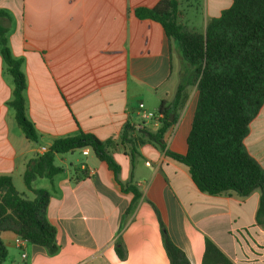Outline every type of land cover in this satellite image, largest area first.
Instances as JSON below:
<instances>
[{
    "label": "crops",
    "instance_id": "crops-1",
    "mask_svg": "<svg viewBox=\"0 0 264 264\" xmlns=\"http://www.w3.org/2000/svg\"><path fill=\"white\" fill-rule=\"evenodd\" d=\"M160 1L0 0V10L12 18L13 55L24 61L27 117L41 136L34 143L17 124L9 105L14 82L0 49V176L12 177L21 194L34 195L24 182L28 163L55 140L85 132L111 142L120 182L142 193L126 215L134 195L123 192L114 172L91 149L57 155L63 173L53 180L38 178L33 188L51 194L47 218L57 230L59 251L51 255L25 242L26 258L18 256L14 264H171L161 222L191 264H203L207 238L236 264H264V228L256 223L260 193L243 202L228 194H202L150 137L161 128L162 102L169 108L181 81L192 80L178 43L161 24L135 14ZM232 4L225 0L215 6L212 17ZM198 100L197 84L189 85L177 122L165 135L169 150L187 153ZM140 104L156 117L145 120ZM245 145L264 168V105ZM16 238L12 232L1 234L8 255L21 250ZM118 242L126 249L124 260L117 255Z\"/></svg>",
    "mask_w": 264,
    "mask_h": 264
},
{
    "label": "trees",
    "instance_id": "trees-1",
    "mask_svg": "<svg viewBox=\"0 0 264 264\" xmlns=\"http://www.w3.org/2000/svg\"><path fill=\"white\" fill-rule=\"evenodd\" d=\"M179 4V0H161L153 8L135 11L139 19L163 26L167 36L178 43L182 60L192 71V80L181 81L172 105L168 108L166 102H162L158 112L163 116L161 128L150 137L164 151L166 161L183 171L202 194L212 197L228 194L243 202L259 192L256 223L264 228V168L245 145L251 123L264 105V0H233L229 9L209 20L204 33L183 26ZM11 23V16L0 10V49L14 82L9 105L15 111L19 128L30 141L39 143L41 136L27 117L24 61L13 55L10 46ZM192 84H197L199 100L188 151L182 155L167 148L165 135L177 122V109L184 91ZM172 115L173 121L170 120ZM110 144L85 132L55 140L46 153L37 154L27 165L24 182L34 199L21 194L12 177L0 176V264L8 257L1 239L4 232H12L30 244L43 247L51 255L59 251L57 230L47 218L51 194L48 190L33 188L36 179L53 180L63 173L64 169L55 163L59 154L91 149L114 172L123 192L134 195L126 215L133 212L142 193L136 186L120 182L121 168L109 153ZM161 226L170 263L191 264L173 243L163 222ZM116 252L120 259H126V249L121 242L116 244ZM203 264L236 263L207 238Z\"/></svg>",
    "mask_w": 264,
    "mask_h": 264
},
{
    "label": "rangeland",
    "instance_id": "rangeland-1",
    "mask_svg": "<svg viewBox=\"0 0 264 264\" xmlns=\"http://www.w3.org/2000/svg\"><path fill=\"white\" fill-rule=\"evenodd\" d=\"M209 4L211 10L208 13L207 0H180V8L185 16L183 20L185 27H187L190 31L202 33L205 30L207 21L213 19L212 16L214 14L215 6H218V8H220L225 4V0H220L218 5L216 3V0H209ZM27 193L28 192H26V195L29 199L34 198V195H28ZM18 238H16V240ZM23 252L24 251L20 249L18 250V252L10 251V255H8L6 261L3 264H14L15 260L19 262L18 256H21Z\"/></svg>",
    "mask_w": 264,
    "mask_h": 264
},
{
    "label": "built area",
    "instance_id": "built-area-1",
    "mask_svg": "<svg viewBox=\"0 0 264 264\" xmlns=\"http://www.w3.org/2000/svg\"><path fill=\"white\" fill-rule=\"evenodd\" d=\"M140 110H141L142 117H143L145 120H149V119H152V118H155V117H156V114L151 113V112H148V111L145 110V105H144V104H140ZM47 151H48V149L44 147V148L41 149V154H44V153H46ZM83 153H84V155H88V154H89V150H84ZM25 242H26V241H24V240L18 238V239L16 240V245H17L19 248H21V250H23V248H24V243H25ZM22 257H23V258H26V254H25V252L22 253Z\"/></svg>",
    "mask_w": 264,
    "mask_h": 264
},
{
    "label": "water",
    "instance_id": "water-1",
    "mask_svg": "<svg viewBox=\"0 0 264 264\" xmlns=\"http://www.w3.org/2000/svg\"><path fill=\"white\" fill-rule=\"evenodd\" d=\"M170 120L173 121V116H172V118H170Z\"/></svg>",
    "mask_w": 264,
    "mask_h": 264
}]
</instances>
